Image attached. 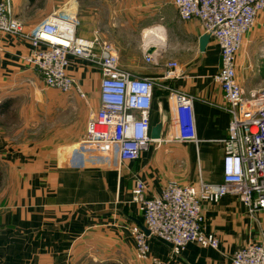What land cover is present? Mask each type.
Wrapping results in <instances>:
<instances>
[{
    "label": "crops",
    "instance_id": "obj_1",
    "mask_svg": "<svg viewBox=\"0 0 264 264\" xmlns=\"http://www.w3.org/2000/svg\"><path fill=\"white\" fill-rule=\"evenodd\" d=\"M76 1L78 34L89 39L98 34L113 44L126 70L142 77L161 75L162 70L145 63V43L155 50L153 56L161 64L170 60L179 63L182 76L168 84L194 97L198 143H152L138 160L119 170L90 162L85 166L68 164L66 154L84 139L90 117L99 110V71L71 58L69 74L86 92L89 81L95 79L98 100L90 103L88 98L65 94L50 96L49 101L48 95H43L42 74L26 62L32 51L30 43L0 33V108L5 105L4 111L0 110V264H126L130 257L138 259L132 227H145L143 212L132 201L136 179L147 184L148 198L160 195L168 182L190 185L200 178L211 183L223 179L222 141L228 135L231 115L225 109L224 92L214 79L221 66L217 42L211 38L201 52L202 24L182 21L173 0H98L86 6ZM11 4L13 16L26 30L52 13H46L45 8L34 10L31 0H11ZM169 5L174 8L165 9ZM143 11L151 16L136 20ZM133 24L141 27L143 43L129 61L123 56L127 45L123 35L135 30ZM149 31L153 34L148 37ZM263 61L264 12L237 55V79L246 97L264 88ZM158 100L167 115L170 110L167 97H156L152 127L160 121ZM47 113L62 115V124L43 134ZM169 124L168 116L164 136ZM203 212L207 232L220 240L218 249L190 244L175 256L171 246L152 240L150 258L141 261L231 264L236 250L264 240V211L250 215L236 195H227L217 204H204Z\"/></svg>",
    "mask_w": 264,
    "mask_h": 264
},
{
    "label": "built area",
    "instance_id": "obj_2",
    "mask_svg": "<svg viewBox=\"0 0 264 264\" xmlns=\"http://www.w3.org/2000/svg\"><path fill=\"white\" fill-rule=\"evenodd\" d=\"M73 1L76 13L70 14L66 9ZM173 4L182 21L198 20L220 48L221 66L214 79L224 92L231 122L222 141L221 183L202 178L190 185L168 182L160 195L148 198L147 184L135 180L132 201L140 206L150 232L146 235L138 225L131 229L140 260L150 258L152 240L171 246L175 256L190 244L218 249V236L206 230L204 204L236 195L250 215L264 211V88L246 97L237 79V55L264 12V0H173ZM79 26L76 0L66 1L31 30L13 16L11 0H0V33L30 43L26 62L42 74L48 88L87 98L81 82L69 74L71 58L100 73L99 110L90 117L84 139L66 154L65 162L119 170L138 160L152 143H198L194 97L168 84L182 76L177 61L161 64L156 56L147 55L150 47L145 43V63L162 73L159 77L135 75L123 68L113 44L98 34L91 39L81 37ZM158 89L167 92L170 124L168 134L153 141L151 112ZM152 264L161 263L153 260ZM231 264H264V240L236 250Z\"/></svg>",
    "mask_w": 264,
    "mask_h": 264
},
{
    "label": "rangeland",
    "instance_id": "obj_3",
    "mask_svg": "<svg viewBox=\"0 0 264 264\" xmlns=\"http://www.w3.org/2000/svg\"><path fill=\"white\" fill-rule=\"evenodd\" d=\"M63 1H68V0H31L32 4H33V9H37V8H45L46 9V13H50L53 12L54 10L58 9V6H60L62 4ZM80 1V0H79ZM89 1H93V3H97L98 0H81V6L82 3L86 6L88 5ZM44 6V7H43ZM173 5H169L168 7H166L165 9H173L174 6ZM82 8V7H81ZM79 15H80V11H79ZM142 15H144V19L147 20L149 18L150 13L143 11L140 12L136 15V20H139L138 18L141 17ZM135 30L130 29V31H126L125 34L123 35L125 38L123 39L124 44L126 45V48L123 51V56H126L128 58L129 61H131L133 59L134 56H137L138 50L141 46V44L143 43V38H142V32L140 33L141 27L137 28L136 24H133L132 26ZM140 29V30H139ZM264 62V61H263ZM82 66H86V64H84V62H81ZM263 67H264V63H263ZM87 69V68H86ZM92 69V68H91ZM89 71V69H87ZM95 71V69H93ZM98 71V70H97ZM93 78V75H92ZM89 89L86 92L87 95V100L92 103V101L96 102L98 100V87H97V82L96 80L92 79V81H89ZM44 88L46 89L45 91H43V95H48V100L50 101L49 97H54L57 95H65V94H69V93H63L61 91H57V90H53L51 88H48L46 86H44ZM157 95H158V91H157ZM62 117V115H54L51 113H47L44 115V119H43V134L47 133L48 130L47 129H53V127L55 126V124H62L60 122V118ZM56 119V120H55ZM65 119V118H64ZM106 264H119L117 262H108ZM121 264H125V263H121ZM126 264H147L146 261H141L138 260L136 258L132 259V257H130V260L126 263Z\"/></svg>",
    "mask_w": 264,
    "mask_h": 264
},
{
    "label": "water",
    "instance_id": "obj_4",
    "mask_svg": "<svg viewBox=\"0 0 264 264\" xmlns=\"http://www.w3.org/2000/svg\"><path fill=\"white\" fill-rule=\"evenodd\" d=\"M211 38H212V36L210 33H205L203 36H201L200 45H199L201 52H204L206 50V47H207L208 43L210 42ZM154 51L155 50H153V48H150L147 51V55H149V56L153 55ZM158 104H159L160 121L158 124L153 126L151 129V139L153 141H161L163 139L164 129H165L166 124L168 122V115L166 114L164 107H163L160 100H158ZM138 226L146 233V235H150V232L146 227H144L141 224H138Z\"/></svg>",
    "mask_w": 264,
    "mask_h": 264
},
{
    "label": "trees",
    "instance_id": "obj_5",
    "mask_svg": "<svg viewBox=\"0 0 264 264\" xmlns=\"http://www.w3.org/2000/svg\"><path fill=\"white\" fill-rule=\"evenodd\" d=\"M157 91H158V95H157ZM156 97H159L161 100H163L165 97H167V92L161 90V89H158L156 90ZM5 105H2L0 110L3 112V108H4ZM0 186H1V176H0Z\"/></svg>",
    "mask_w": 264,
    "mask_h": 264
},
{
    "label": "bare ground",
    "instance_id": "obj_6",
    "mask_svg": "<svg viewBox=\"0 0 264 264\" xmlns=\"http://www.w3.org/2000/svg\"><path fill=\"white\" fill-rule=\"evenodd\" d=\"M67 12L70 11V14L73 12V13H76V3L73 1L71 3L68 4V7L66 9ZM151 34H153L151 31L147 32V36H151Z\"/></svg>",
    "mask_w": 264,
    "mask_h": 264
}]
</instances>
